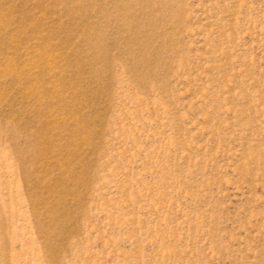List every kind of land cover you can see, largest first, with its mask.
Instances as JSON below:
<instances>
[{
	"label": "rangeland",
	"instance_id": "374dc122",
	"mask_svg": "<svg viewBox=\"0 0 264 264\" xmlns=\"http://www.w3.org/2000/svg\"><path fill=\"white\" fill-rule=\"evenodd\" d=\"M0 264H264V0H0Z\"/></svg>",
	"mask_w": 264,
	"mask_h": 264
}]
</instances>
